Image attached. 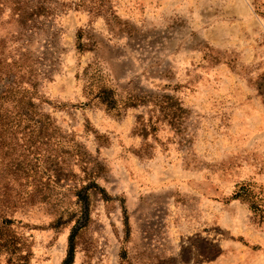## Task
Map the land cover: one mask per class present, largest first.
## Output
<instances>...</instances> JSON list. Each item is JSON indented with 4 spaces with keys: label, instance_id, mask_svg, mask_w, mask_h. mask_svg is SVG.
I'll list each match as a JSON object with an SVG mask.
<instances>
[{
    "label": "rangeland",
    "instance_id": "1",
    "mask_svg": "<svg viewBox=\"0 0 264 264\" xmlns=\"http://www.w3.org/2000/svg\"><path fill=\"white\" fill-rule=\"evenodd\" d=\"M0 59L57 127L31 201L0 174V264H264V0H0Z\"/></svg>",
    "mask_w": 264,
    "mask_h": 264
},
{
    "label": "trees",
    "instance_id": "2",
    "mask_svg": "<svg viewBox=\"0 0 264 264\" xmlns=\"http://www.w3.org/2000/svg\"><path fill=\"white\" fill-rule=\"evenodd\" d=\"M24 66L25 63L20 59L7 63L0 59V84L5 83L3 86L0 85V174L8 173L15 182H18L8 193L14 209L31 201L45 186L41 183L39 173L42 170L39 163L52 158L53 154L48 152V146L57 133L54 117L43 111L36 101L35 86H25ZM10 77L13 81L7 83ZM100 96L107 104L113 103V99L106 91ZM146 102L145 97L132 95L126 106L139 107ZM148 102L154 107L149 110L148 117L143 114L137 116L136 129L143 137L156 131L157 122L167 118L172 121L181 118L183 107L172 95H160L153 99L150 97ZM43 150L46 154L42 153ZM55 175L48 173L47 180L56 178ZM246 194L238 193L236 196L247 199ZM71 261L73 259H67L65 264H70Z\"/></svg>",
    "mask_w": 264,
    "mask_h": 264
}]
</instances>
